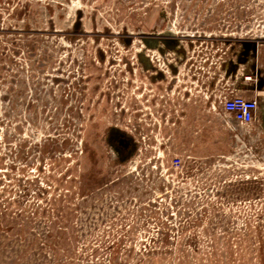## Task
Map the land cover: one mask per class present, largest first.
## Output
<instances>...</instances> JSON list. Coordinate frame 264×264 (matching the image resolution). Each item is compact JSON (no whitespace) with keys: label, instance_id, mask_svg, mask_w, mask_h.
I'll use <instances>...</instances> for the list:
<instances>
[{"label":"rangeland","instance_id":"rangeland-1","mask_svg":"<svg viewBox=\"0 0 264 264\" xmlns=\"http://www.w3.org/2000/svg\"><path fill=\"white\" fill-rule=\"evenodd\" d=\"M0 264H264V0H0Z\"/></svg>","mask_w":264,"mask_h":264},{"label":"built area","instance_id":"built-area-1","mask_svg":"<svg viewBox=\"0 0 264 264\" xmlns=\"http://www.w3.org/2000/svg\"><path fill=\"white\" fill-rule=\"evenodd\" d=\"M256 107V99L239 95L230 97L223 102V109L231 114L234 120L241 123H248L252 120Z\"/></svg>","mask_w":264,"mask_h":264}]
</instances>
